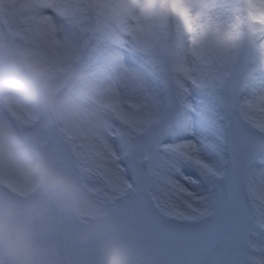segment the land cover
<instances>
[{
    "label": "clouds",
    "instance_id": "clouds-1",
    "mask_svg": "<svg viewBox=\"0 0 264 264\" xmlns=\"http://www.w3.org/2000/svg\"><path fill=\"white\" fill-rule=\"evenodd\" d=\"M79 6L133 45L144 35L164 40L163 54L143 53L152 60L164 97L150 92L125 97L116 91L114 101L77 102L69 94L63 46L54 37L40 44L14 30L0 32V264H62L58 242L71 226L80 230L81 239L101 241V264H132L127 247L107 239L122 229L113 216L114 202L86 179L91 169L62 167L35 144L24 131L33 121L61 126L69 141L73 131L94 133L113 149L124 143L133 124L146 132L174 131L185 96L209 91L208 65L200 53H236L247 46L255 57L251 78L261 84L232 101L225 126L230 139L234 121L264 139V0H80ZM145 95L157 108L143 105ZM152 158L142 197L160 217L215 222L226 200L246 198L264 232V181H245L235 194L222 191L230 177L231 154L225 159L216 145L196 140L194 150L161 153L154 148ZM184 167L194 169L199 179L185 180L180 174ZM201 183L212 190L197 191ZM128 191H137L136 185L130 183ZM249 246V264H264V242L250 240Z\"/></svg>",
    "mask_w": 264,
    "mask_h": 264
},
{
    "label": "rangeland",
    "instance_id": "rangeland-1",
    "mask_svg": "<svg viewBox=\"0 0 264 264\" xmlns=\"http://www.w3.org/2000/svg\"><path fill=\"white\" fill-rule=\"evenodd\" d=\"M79 5L80 0H0V32L14 30L40 44L54 37L63 46L69 65V94L77 102L87 97L114 101L116 91L125 97L150 92L163 99L152 60L143 53L163 54L164 40L151 35L141 36L135 45L128 40L127 51L121 54L112 43L120 45L119 30L93 18ZM57 14L68 19L60 20ZM200 55L208 65L205 80L209 91L191 95L195 110L182 117L173 135L164 138L168 143L195 139L214 144L225 159L231 154L230 177L222 191L235 194L245 181H264V139L236 121L235 135L230 139L225 110L242 90L250 93L261 80L251 78L255 57L247 46L236 53L206 49ZM227 75L230 77L225 81ZM24 131L35 144H46L44 148L62 167L91 169L86 179L114 202L113 216L122 225L120 232L109 234L107 239L125 245L132 264H249L253 256L249 241L264 242L257 212L246 198L226 200L219 219L204 223L164 219L145 203L142 188L150 168L146 161L155 148L150 141L163 131L146 132L133 124L124 143L117 142L114 149L94 133L82 136L73 131L69 141L61 126L43 120L33 121ZM213 159L219 163L218 157ZM182 173L199 179L191 167H184ZM130 183L137 191H128ZM196 190L208 193L212 189L201 183ZM79 232L71 226L58 242L62 264H101V241L83 240Z\"/></svg>",
    "mask_w": 264,
    "mask_h": 264
},
{
    "label": "snow or ice",
    "instance_id": "snow-or-ice-1",
    "mask_svg": "<svg viewBox=\"0 0 264 264\" xmlns=\"http://www.w3.org/2000/svg\"><path fill=\"white\" fill-rule=\"evenodd\" d=\"M126 68V66H125ZM248 90L245 88L244 90H242L239 93V97H246L248 94ZM191 97V93L189 92L185 98L181 101V106L183 108V113L182 116L186 117L188 113L193 112L194 106L191 103L190 100ZM143 105L147 108H151V109H155L157 108V102L154 101L151 97L149 96H144L142 99ZM241 102H245L244 100H242ZM185 122L187 121V119H184ZM185 131L188 132L189 135H194L190 129L185 128ZM174 131H172L171 129H165L163 130V135L160 137H154L151 139V143H153L155 145V148L161 152V153H170V152H177L180 151L181 149H183L184 151H187L189 149H195V145H196V140L195 139H188V140H184L182 142L179 143H168L166 142L167 139H165L164 137H169L171 135H173ZM117 160H119V157H117ZM146 163H148L150 165V168L153 166L154 161L152 157H149L148 160L146 161ZM183 178L185 180L188 179L187 176H184L183 173H180ZM182 191V189H180Z\"/></svg>",
    "mask_w": 264,
    "mask_h": 264
}]
</instances>
